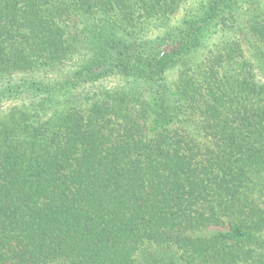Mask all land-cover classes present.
Masks as SVG:
<instances>
[{"label":"trees","instance_id":"obj_1","mask_svg":"<svg viewBox=\"0 0 264 264\" xmlns=\"http://www.w3.org/2000/svg\"><path fill=\"white\" fill-rule=\"evenodd\" d=\"M0 264H264V0H0Z\"/></svg>","mask_w":264,"mask_h":264},{"label":"rangeland","instance_id":"obj_2","mask_svg":"<svg viewBox=\"0 0 264 264\" xmlns=\"http://www.w3.org/2000/svg\"><path fill=\"white\" fill-rule=\"evenodd\" d=\"M182 14H183V13H179L178 15H176V17H175L174 21H177V20H179V19L181 18Z\"/></svg>","mask_w":264,"mask_h":264}]
</instances>
